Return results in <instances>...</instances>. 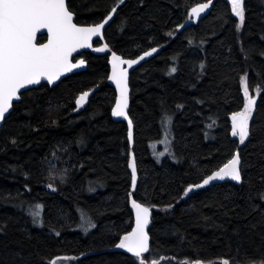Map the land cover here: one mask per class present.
<instances>
[{"label": "trees", "instance_id": "1", "mask_svg": "<svg viewBox=\"0 0 264 264\" xmlns=\"http://www.w3.org/2000/svg\"><path fill=\"white\" fill-rule=\"evenodd\" d=\"M205 2L71 0L82 25L101 22L119 5L103 38L124 59L152 47L159 52L129 76L132 148L127 125L110 115L109 54L83 55L85 71L29 90L15 104L0 129V264H49L65 256L71 259L57 264H138L110 251L132 227L131 152L138 169L132 198L152 208L148 264L161 257L160 264H259L264 258V0H245L239 29L224 0L179 29L190 9ZM245 76L257 105L241 145L231 135L230 115L243 109ZM95 88L75 113L77 96ZM164 113L172 117L168 152L172 146L176 162L165 158L167 149L157 162L151 149L162 137ZM237 150L241 184L183 195ZM32 211H40L36 223ZM83 217L96 225L86 235L78 231Z\"/></svg>", "mask_w": 264, "mask_h": 264}, {"label": "snow or ice", "instance_id": "2", "mask_svg": "<svg viewBox=\"0 0 264 264\" xmlns=\"http://www.w3.org/2000/svg\"><path fill=\"white\" fill-rule=\"evenodd\" d=\"M231 6V14L238 18L237 28H241L245 22V0H228ZM119 4H124V0H119ZM213 0H207L206 3L198 4L191 8L189 19L201 18V13L212 7ZM112 7L101 22L82 25L74 22L76 13L72 8L71 0H0V124L6 123V117L14 110L15 103L21 102L31 86L42 85L47 82L48 85H54L61 77L85 66V60L74 61V53H79L81 49H91L97 53L108 52L111 59V75L108 77L115 85L117 97L115 106L112 108L113 117H122L127 120L128 140H133V121L128 115L129 108V72L128 69L133 65L139 64L146 57H152L158 52L156 47L144 51L138 59H124L113 51L107 43L102 47H94V38H103L105 26L113 20L117 11ZM183 28L184 25H179ZM46 30L47 42H38L37 33ZM171 35V33H169ZM264 55V53H262ZM127 65V68L124 67ZM201 69L204 65H200ZM177 69L173 67L171 73ZM170 73V74H171ZM243 91V109L232 112L231 135L239 138V144H245L250 135V121L253 119V113L256 109L257 100L250 95L247 77L241 78ZM22 90H25L22 92ZM259 92V89H257ZM90 93L84 91L76 99L77 110L85 105ZM182 108L183 105H177ZM165 118L168 127L165 128ZM161 126L170 138L172 117L167 113L162 114ZM211 127V125H209ZM16 143L15 140L12 141ZM158 158L164 156V153H157ZM242 159L237 150L232 157L219 167L212 171L200 183L189 184L183 195L188 196L195 189H202L211 185L215 181H234L241 184L242 180ZM131 169V187L133 191L137 187L138 169L135 156L133 155L128 163ZM64 177H61L63 180ZM49 187L53 191L56 189L52 184ZM92 190V189H90ZM131 195V193H129ZM260 199L264 200V193H260ZM42 210V205L35 206ZM131 209L134 212V226L124 234L115 245L118 249H123L130 253L138 261V264H148L145 254L150 251V233L149 224L152 219V208L144 203L131 199ZM33 222H37L40 211H32ZM87 227L95 228L96 225L91 221H86ZM85 227V232H87ZM59 235V233H57ZM70 257H57L51 260L49 264H57L59 260H70ZM160 260L153 259L151 264H160ZM194 264H203L200 259H195ZM223 264H230L228 259ZM250 264H256L250 260ZM264 264V258L259 261Z\"/></svg>", "mask_w": 264, "mask_h": 264}, {"label": "water", "instance_id": "3", "mask_svg": "<svg viewBox=\"0 0 264 264\" xmlns=\"http://www.w3.org/2000/svg\"><path fill=\"white\" fill-rule=\"evenodd\" d=\"M217 0H213V4L216 2ZM224 1H226L227 3H228V0H224ZM206 3V2H205ZM229 4V3H228ZM197 6V5H196ZM195 7V6H194ZM212 7H213V5H212ZM212 7H210L209 9H207L204 13H201V18L199 19V20H197V19H195V18H193V19H189V15H188V20L183 24L184 25V27L183 28H180L179 27V29H184V28H186V27H188V26H191V25H193V24H195V23H198L200 20H202L208 13H209V11L212 9ZM190 11H191V9H190ZM189 11V12H190ZM189 14V13H188ZM75 22V21H74ZM111 23V21L109 22V24ZM109 24L108 25H106L105 26V30H106V28L109 26ZM104 30V31H105ZM39 37H45V41L43 42V43H46L47 42V33H46V30H44V31H42L41 33H37V41H38V38ZM97 40H99V41H101L102 42V45L100 46V47H102L105 43H104V39L103 38H94V41H97ZM93 41V42H94ZM158 52H159V50H158ZM157 52V53H158ZM84 54V53H90V54H92V55H96V56H99V55H105V54H109V57H108V67H109V72H108V77L111 75V64H110V59H111V56H110V53H108V52H103V53H97V52H94V51H92L91 49H81L80 50V52L79 53H74V57H76V56H78V55H80V54ZM157 53H154L153 54V56L152 57H154ZM143 54V53H142ZM141 54V55H142ZM140 56V55H139ZM139 56L138 57H136L135 59H138L139 58ZM152 57H146L145 58V60H143V61H141L139 64H136V65H133L131 68H129L128 69V72H129V76H130V74L137 68V67H139L142 63H144V62H146V61H148L149 59H151ZM80 59H82V58H80ZM79 60V59H78ZM73 62H76V61H73ZM124 67H126L127 68V65H124ZM86 70V63H85V66H83V67H81V68H79V69H74L73 70V72H71V73H68V74H66L65 76H63V77H61V79L59 80V81H57L56 82V84H54V85H48L47 84V82H42V85L44 84V85H46L47 87H49V88H52V87H54V86H56L61 80H63L64 78H66V77H68V76H70V75H72V74H75V73H79V72H82V71H85ZM108 77H107V85L111 88V89H113V91H114V93H115V100H116V97H117V92H116V90H115V85H114V83H112V81L111 80H109L108 79ZM40 85H36V86H31V90L32 89H37L38 87H39ZM129 88H130V84H129ZM97 89L95 88V89H93V90H90V91H88L89 93H90V95H89V97H88V100H89V98L92 96V94L96 91ZM25 90H22V92H24ZM82 94V93H81ZM79 97V95L77 96V98ZM76 98V99H77ZM76 99H75V101H76ZM15 104H17V103H19V102H14ZM87 103H88V101H87ZM87 103H85V105L83 106V107H81V108H79L78 110H77V105L75 104V102H74V106H75V113H79V112H81L86 106H87ZM129 105H130V92H129ZM115 106V101H114V104H113V107ZM112 107V108H113ZM128 110H129V108H128ZM127 110V111H128ZM111 111H112V109H111ZM10 115V114H9ZM8 115V116H9ZM110 115H111V112H110ZM129 115V114H128ZM7 116V117H8ZM6 117V118H7ZM111 119L114 121V122H123V123H125L126 125H127V120H124L122 117H113L112 115H111ZM2 125L3 124H0V129H1V127H2ZM127 139H128V133H127ZM128 143H129V146H130V148H132L133 147V140L130 142L129 140H128ZM241 147V145H239V148ZM235 154V153H234ZM233 154V155H234ZM132 156H133V154H132V152L130 153V160H131V158H132ZM129 172L131 173V169L129 168ZM224 182H231V183H234V184H236V185H239V184H237L236 182H234V181H230V180H225V181H215V182H213L211 185H208V186H206L205 188H207V187H210V186H213V185H217V184H221V183H224ZM202 189H204V188H202ZM202 189H195V190H193V192H191V193H195V192H197V191H199V190H202ZM131 190H132V192H134L133 191V189L131 188ZM131 192V193H132ZM131 199H133L132 198V195H129V210H130V213H131V215H132V227L134 226V212H133V210L131 209ZM151 226V222H150V224H149V227ZM131 230V229H130ZM129 230V231H130ZM119 242V241H118ZM110 251H119V252H123V253H125V254H128V255H131L130 253H128V252H126L125 250H123V249H118V248H116V247H114L113 249H111ZM147 254V253H146ZM145 254V255H146ZM132 256V255H131Z\"/></svg>", "mask_w": 264, "mask_h": 264}, {"label": "rangeland", "instance_id": "4", "mask_svg": "<svg viewBox=\"0 0 264 264\" xmlns=\"http://www.w3.org/2000/svg\"><path fill=\"white\" fill-rule=\"evenodd\" d=\"M243 92V91H242ZM166 128V127H165ZM163 134H162V137H161V139L159 140V141H157L154 145H152L151 146V149H152V152H153V154L158 158V156H157V153H164V151L167 149V152H168V148H169V146H170V143L172 144V135H171V138H169V141H168V139L166 140V136L168 135V133H166V131L164 130V128H163ZM166 146H167V148H166ZM166 152V156H165V158H167V159H169V160H171L172 162H176V160L174 159V160H172L173 159V152H172V146L170 147V150H169V152L167 153ZM164 156H160L158 159L159 160H157V162H161L163 159H161V158H163ZM83 229H84V231H83V229L80 227V228H78V231H80V232H82L83 233V235H86V234H88L89 232H90V230L92 229V228H87V232H85V227H87V223H86V220H84V217H83ZM58 264H65V263H58Z\"/></svg>", "mask_w": 264, "mask_h": 264}, {"label": "flooded vegetation", "instance_id": "5", "mask_svg": "<svg viewBox=\"0 0 264 264\" xmlns=\"http://www.w3.org/2000/svg\"><path fill=\"white\" fill-rule=\"evenodd\" d=\"M104 39V38H103ZM104 43H105V41H104ZM102 45V42L101 41H99V40H97V41H94L93 42V46L94 47H100ZM86 54H90V53H82V54H80V55H78V56H76V57H74V61H77L78 59H80V58H82V59H84L85 60V58L83 57V55H86ZM92 55V54H91ZM106 55V54H105ZM96 56V55H95ZM99 56H103V55H99ZM109 57V56H108ZM86 62V61H85ZM107 64H108V60H107ZM86 67H87V63H86ZM109 68V67H108ZM109 72V71H108ZM73 75V74H72Z\"/></svg>", "mask_w": 264, "mask_h": 264}]
</instances>
